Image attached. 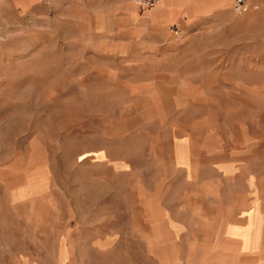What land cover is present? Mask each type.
<instances>
[{
	"label": "crops",
	"instance_id": "crops-1",
	"mask_svg": "<svg viewBox=\"0 0 264 264\" xmlns=\"http://www.w3.org/2000/svg\"><path fill=\"white\" fill-rule=\"evenodd\" d=\"M22 6L0 0V20ZM232 6L161 0L143 15L162 33L180 25L173 49L195 54L166 64L158 79L167 111L191 102L198 118L178 144L182 158L173 135L155 158L174 171L122 173V187L79 191L74 200L66 190L24 194L30 211L19 215L16 205L13 217L0 216V231L26 261L0 264H264V0H247L240 13ZM221 107L239 122L216 124ZM219 132L239 133L238 143L214 145L210 136L201 146L194 135Z\"/></svg>",
	"mask_w": 264,
	"mask_h": 264
},
{
	"label": "rangeland",
	"instance_id": "rangeland-1",
	"mask_svg": "<svg viewBox=\"0 0 264 264\" xmlns=\"http://www.w3.org/2000/svg\"><path fill=\"white\" fill-rule=\"evenodd\" d=\"M19 9L0 20V216L13 217L16 205L19 215L30 211L24 194L66 190L74 200L122 187V173L174 171L155 158L171 135L182 158L178 144L198 123L191 102L167 111L159 98L162 68L195 57L173 49L182 27L178 40L176 23L167 33L149 29L143 15L152 8L133 0H23ZM223 111L216 124L239 122ZM194 135L201 146L210 136L231 146L240 134ZM6 237L0 231V260L25 262Z\"/></svg>",
	"mask_w": 264,
	"mask_h": 264
},
{
	"label": "built area",
	"instance_id": "built-area-1",
	"mask_svg": "<svg viewBox=\"0 0 264 264\" xmlns=\"http://www.w3.org/2000/svg\"><path fill=\"white\" fill-rule=\"evenodd\" d=\"M135 5L140 7L141 9H146V8H153L158 5H160L161 0H133ZM233 3V11L235 13H240L246 6L247 0H232ZM172 32H173V38L175 40H178L180 38L181 34V29L177 24H174L172 26Z\"/></svg>",
	"mask_w": 264,
	"mask_h": 264
}]
</instances>
